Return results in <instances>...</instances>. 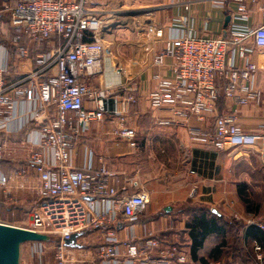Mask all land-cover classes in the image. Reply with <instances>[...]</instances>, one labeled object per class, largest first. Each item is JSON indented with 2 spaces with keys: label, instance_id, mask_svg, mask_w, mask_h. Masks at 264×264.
I'll list each match as a JSON object with an SVG mask.
<instances>
[{
  "label": "built area",
  "instance_id": "obj_1",
  "mask_svg": "<svg viewBox=\"0 0 264 264\" xmlns=\"http://www.w3.org/2000/svg\"><path fill=\"white\" fill-rule=\"evenodd\" d=\"M93 1L12 0L14 4L6 1L1 6V12L10 14L14 33L10 46L18 52L17 58L29 59V48L20 45L22 37L31 44L58 41L48 52L37 55V69L16 81L8 82L6 46L0 67V132L6 129L4 115L16 104L28 102L30 120L25 126L32 127L27 135L36 137L27 162L39 181L37 200L29 211L28 224L18 228L46 235L50 242L25 244L27 256L35 264H185L187 256L177 246H162L151 233H136L135 224L149 202L144 186L127 180L135 192L118 196L117 174L107 164L101 162L97 170L74 167L75 146L92 122L108 118L110 136L129 149L136 148V131L126 117L129 104L135 102L133 78L119 75L103 89L88 81L101 73L103 60L97 35L102 22L91 7ZM233 1L237 7L229 12L231 22L225 37L181 30L180 36L164 41L153 55L151 67L161 69L169 58L171 76H153L147 102L153 112L162 113L155 119L157 125L181 128L190 142L217 150L253 149L260 143L257 152L264 165V126L260 132H246L235 110L217 113L219 92L236 107L258 104L262 97L257 87L258 66L250 56L255 50H264V24L241 26L239 22L248 17L246 8L241 0ZM52 69L55 73L45 74ZM218 82H222L221 88ZM5 147L0 142V159ZM6 183L1 175L0 201L10 194ZM245 224L264 232V224L252 218ZM92 233L100 235L97 244L80 243ZM73 235L79 248L65 245ZM252 243V264H264L261 247Z\"/></svg>",
  "mask_w": 264,
  "mask_h": 264
},
{
  "label": "crops",
  "instance_id": "obj_2",
  "mask_svg": "<svg viewBox=\"0 0 264 264\" xmlns=\"http://www.w3.org/2000/svg\"><path fill=\"white\" fill-rule=\"evenodd\" d=\"M241 3L248 16L239 22L241 26L256 28L264 24V0H241ZM91 7L102 22L97 35L103 47V60L101 73L88 81L94 88L103 89L119 75L133 78L135 102L129 104L126 117L128 125L136 131V148L129 149L125 142L110 136L112 124L108 118L92 122L75 146L74 167L90 166L97 170L101 162L107 164L117 174L114 184L118 196L134 193L126 182L137 180L148 191L149 202L135 224L136 233L140 236L144 232L151 233L162 246L180 248L187 256L185 264H198L191 259L185 227L193 207L208 211L218 221H240L245 228L248 218L264 224V202L256 201L262 206L258 205L254 213L247 212L239 194L244 184L247 190L264 196V165L257 152L261 144L253 149L217 150L190 142L177 126L157 125L155 119L162 113L150 109L147 94L154 87L153 76H171V60L167 58L161 69L151 67V61L164 41L180 36L181 30L225 37L231 22L229 12L235 11L237 3L233 0H95ZM226 17L229 21L225 25ZM48 43L44 46L46 50L58 41ZM3 47L0 44V67L6 57ZM28 55L29 59L16 56L14 72L8 75L10 82L34 70V62L30 53ZM250 59L258 66L260 103L236 107L230 100L223 99L217 104V113L223 115L235 110L244 131L260 132L264 126V50H255ZM30 110L28 102H20L2 120L6 129L0 132V138L6 147L0 159V176L7 179L6 189L10 190L8 199L0 203L3 219L13 212L12 218L22 220L37 200L39 181L27 162V152L36 137L18 134L29 122ZM209 128L211 131V122ZM123 235L124 232L119 234ZM99 240L100 235L92 233L81 238L80 243L94 245ZM214 245V236H208L201 249L203 258H207ZM25 254L28 257L26 246Z\"/></svg>",
  "mask_w": 264,
  "mask_h": 264
},
{
  "label": "trees",
  "instance_id": "obj_3",
  "mask_svg": "<svg viewBox=\"0 0 264 264\" xmlns=\"http://www.w3.org/2000/svg\"><path fill=\"white\" fill-rule=\"evenodd\" d=\"M10 2L14 4L12 0H0V5L4 2ZM1 9V7H0ZM10 23V14L1 13L0 14V44L6 46L9 52V72L12 74L14 72L13 61L18 56V52L12 48L11 41L14 37L12 29L9 27ZM55 40H48L44 42H35L31 46L29 45V40L26 37H22L20 40V45L29 48L30 58L34 62V70L37 69L35 65V60L37 55L44 54L50 50L45 49L48 46V42ZM50 72L55 73V69L46 72L48 75ZM12 79V78H11ZM19 79V76L13 78L12 81ZM8 82H10L8 80ZM218 87H222V82H218ZM224 99L223 93L219 92L218 102ZM32 125L29 124L22 128L18 134L21 136L27 134L31 129ZM0 138V142H2ZM1 163V162H0ZM252 193V190H250ZM248 192L246 185L240 186L239 194L241 196L242 202L245 205L247 212H255L258 208V205H254L248 197ZM0 203H4L2 200ZM190 214V218L185 223V227L188 230L187 235L189 237L190 243V256L191 259L198 264H207L208 262H217L218 260H225L227 264H248L247 254L244 248L252 249V242L255 241L261 247L263 262H264V232L258 229L255 226L244 227L243 223L235 220H221L218 221L216 218H213L214 215L208 213L201 208L193 207ZM209 216H212L209 217ZM214 236L215 245L211 248V251L207 258H203L201 255L202 247L205 239L210 236ZM230 239V241H229Z\"/></svg>",
  "mask_w": 264,
  "mask_h": 264
},
{
  "label": "water",
  "instance_id": "obj_4",
  "mask_svg": "<svg viewBox=\"0 0 264 264\" xmlns=\"http://www.w3.org/2000/svg\"><path fill=\"white\" fill-rule=\"evenodd\" d=\"M228 21L229 17H226L225 25ZM76 238L77 236L73 235L65 245L79 248L80 245L75 243ZM32 242L49 243L50 238L30 230L0 224V264H20L22 246Z\"/></svg>",
  "mask_w": 264,
  "mask_h": 264
},
{
  "label": "rangeland",
  "instance_id": "obj_5",
  "mask_svg": "<svg viewBox=\"0 0 264 264\" xmlns=\"http://www.w3.org/2000/svg\"><path fill=\"white\" fill-rule=\"evenodd\" d=\"M1 6H2V4L0 5V7ZM158 161H160V159ZM248 197H249V199L251 200V202L254 205H261L262 206V204H256V201L257 202H262V201L264 202V196L262 197V194H256L253 191L251 193L250 190L248 192ZM7 211L9 213V210H7ZM260 212H262V210H259V213ZM9 216H8L9 218H4V219L0 217L1 222L3 221V223H6V224H9V225H12V226H16V227H23V226H25V225L28 224V221H29V213L22 220L12 218V217H14L13 212H10ZM229 241H230V239H229ZM251 246H253V243H252ZM244 250H245V252L247 254L246 256L248 258V264H252V258H254V256H255L254 251H253V248L252 249L244 248ZM27 258L28 257H26V254H25V246H24L23 255H22V261H23L22 264H35V262L33 260H31L30 258H28V259ZM227 261H225V260H218L217 262L223 263V264H227Z\"/></svg>",
  "mask_w": 264,
  "mask_h": 264
}]
</instances>
